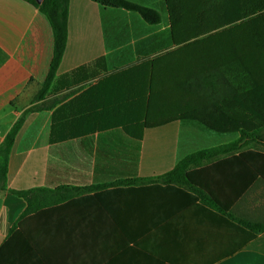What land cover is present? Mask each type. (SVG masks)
I'll return each instance as SVG.
<instances>
[{"label":"crops","instance_id":"0c3cea01","mask_svg":"<svg viewBox=\"0 0 264 264\" xmlns=\"http://www.w3.org/2000/svg\"><path fill=\"white\" fill-rule=\"evenodd\" d=\"M128 1L158 11L161 23L69 0L66 49L35 101L53 28L25 0H0V145L28 109L64 97L27 113L15 137L0 191V264H264V230L253 237L264 227V180L248 183V160L192 167L183 185L128 182L240 138L191 115L202 73H223L227 88L231 48L224 62L216 48L204 58L206 49L174 41L166 0ZM32 189L47 192L28 212L11 191Z\"/></svg>","mask_w":264,"mask_h":264},{"label":"trees","instance_id":"16d2710c","mask_svg":"<svg viewBox=\"0 0 264 264\" xmlns=\"http://www.w3.org/2000/svg\"><path fill=\"white\" fill-rule=\"evenodd\" d=\"M44 13L53 28L55 38L54 57L50 71L35 101L48 94L50 86L62 60L68 39L69 0H25ZM105 7L123 8L138 13L148 24L161 23L160 13L152 8L128 0H93ZM172 25V34L177 44L206 49L201 56H208L209 48H216L217 59L224 62V47L230 49L232 75L227 77L225 89L217 76L212 80L202 73L192 87L195 99L200 102L191 115L219 132L240 133V138L227 145L201 150L186 156L176 167L158 177L128 181L129 183H164L183 185L191 183L192 167H201L224 156L230 160L249 161V180L260 177L264 180V0H166ZM263 19L260 23L255 20ZM257 22L258 28L248 30V24ZM193 81L191 82L192 85ZM191 88V86H190ZM216 97V98H214ZM62 97L52 104L63 100ZM216 99L217 102L214 101ZM48 107V106H46ZM43 107L30 108L11 128L0 145V191L6 190L8 156L15 137L27 113ZM12 193L23 197L31 208L33 199L47 190L32 189ZM42 200V199H41ZM46 201V200H45ZM45 201L36 206L47 205ZM264 230L263 226L253 229V237Z\"/></svg>","mask_w":264,"mask_h":264},{"label":"rangeland","instance_id":"374dc122","mask_svg":"<svg viewBox=\"0 0 264 264\" xmlns=\"http://www.w3.org/2000/svg\"><path fill=\"white\" fill-rule=\"evenodd\" d=\"M263 19H259V20H255V21H258V22H261ZM253 22V23H249L248 24V30L249 31H251L252 29H254V28H258L257 27V25L256 24H258L257 22ZM261 24H262V22L260 23V25L259 26H261ZM53 103V101L51 100V101H45V102H43V103H38L37 105H34V106H32V109L33 108H38V107H46V106H49L50 104H52Z\"/></svg>","mask_w":264,"mask_h":264},{"label":"water","instance_id":"95a60500","mask_svg":"<svg viewBox=\"0 0 264 264\" xmlns=\"http://www.w3.org/2000/svg\"><path fill=\"white\" fill-rule=\"evenodd\" d=\"M38 2H41L42 0H37Z\"/></svg>","mask_w":264,"mask_h":264}]
</instances>
